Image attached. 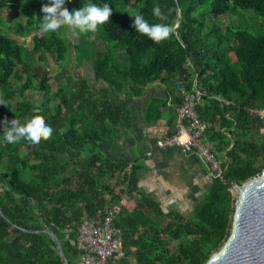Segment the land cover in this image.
Here are the masks:
<instances>
[{
    "label": "trees",
    "instance_id": "1",
    "mask_svg": "<svg viewBox=\"0 0 264 264\" xmlns=\"http://www.w3.org/2000/svg\"><path fill=\"white\" fill-rule=\"evenodd\" d=\"M86 2L68 0L64 9ZM107 2L112 12L99 28L101 43L89 33L90 73L67 74L54 90L50 80L63 74L52 75L46 57L63 60L65 38L34 34L27 48L5 32L40 31L41 9L50 5L47 0H0V97L6 102L0 104V264H76L78 251L63 241L64 225L100 219L122 195L128 202L115 223L123 231L124 256L108 264H203L228 235L230 181L241 184L264 169L256 164L260 147L248 137L259 123L247 110L264 108V0ZM156 5L164 16L153 14ZM8 7L16 17L5 20ZM137 10L150 23L171 24L175 31L154 42L136 31L131 12ZM169 80L172 94L201 92L196 110L209 124L206 135L225 169V180L213 177L190 216L164 211L138 196L134 163L112 161L100 150L107 138L119 135L129 97ZM175 101L179 105L181 96ZM161 102L150 101L148 116H160L166 107ZM35 117L53 126L49 139L35 147L4 139L5 119L23 123ZM129 164V174L122 177Z\"/></svg>",
    "mask_w": 264,
    "mask_h": 264
},
{
    "label": "crops",
    "instance_id": "2",
    "mask_svg": "<svg viewBox=\"0 0 264 264\" xmlns=\"http://www.w3.org/2000/svg\"><path fill=\"white\" fill-rule=\"evenodd\" d=\"M173 86L171 80L157 81L148 85L142 95L130 96L128 117L122 122L119 135L107 138L100 150L112 161L134 163L138 196L153 200L164 211L190 216L204 199L213 175L196 154L185 153L178 147L160 149L155 145L157 138L175 128V98L181 94L180 91L172 94ZM155 99L165 102L166 107L158 118H151L146 109ZM248 137L260 147L256 164L264 166L263 139L258 125Z\"/></svg>",
    "mask_w": 264,
    "mask_h": 264
},
{
    "label": "built area",
    "instance_id": "3",
    "mask_svg": "<svg viewBox=\"0 0 264 264\" xmlns=\"http://www.w3.org/2000/svg\"><path fill=\"white\" fill-rule=\"evenodd\" d=\"M181 102L175 109V128L170 134L156 139V147L167 149L178 147L185 153L199 156L208 166L213 177H222V157L215 144L206 135L209 124L200 119L196 106L201 101V92L197 88L180 91ZM249 116L259 123L264 144V108L249 107ZM148 154H151L148 152ZM129 164L123 174H129ZM127 196L110 202L100 219L82 218L71 220L62 229L63 241L78 251L76 264H108L110 260L124 256L123 231L115 221L117 215L127 205Z\"/></svg>",
    "mask_w": 264,
    "mask_h": 264
},
{
    "label": "clouds",
    "instance_id": "4",
    "mask_svg": "<svg viewBox=\"0 0 264 264\" xmlns=\"http://www.w3.org/2000/svg\"><path fill=\"white\" fill-rule=\"evenodd\" d=\"M66 3L68 0H47V4L50 6L41 9L43 19L40 31L43 34L57 33L64 27L85 34L96 32L100 26L109 21L112 12L107 0H104L102 4L88 0L82 6L71 10L64 9ZM131 14L135 16L133 24L136 31L147 35L154 42L159 43L167 40L175 31L171 24L150 23L139 10L131 12ZM153 14L157 17L165 15L158 5L153 8ZM5 103L4 99L0 97V104ZM5 123L9 127L4 132V139L11 145L23 142L35 147L42 140L49 139L54 132L53 126L40 117L26 120L23 123L17 118L12 119L11 122L5 119L3 124Z\"/></svg>",
    "mask_w": 264,
    "mask_h": 264
},
{
    "label": "water",
    "instance_id": "5",
    "mask_svg": "<svg viewBox=\"0 0 264 264\" xmlns=\"http://www.w3.org/2000/svg\"><path fill=\"white\" fill-rule=\"evenodd\" d=\"M221 178L225 180V169ZM230 190L228 235L203 264H264V169L241 184L230 181Z\"/></svg>",
    "mask_w": 264,
    "mask_h": 264
},
{
    "label": "rangeland",
    "instance_id": "6",
    "mask_svg": "<svg viewBox=\"0 0 264 264\" xmlns=\"http://www.w3.org/2000/svg\"><path fill=\"white\" fill-rule=\"evenodd\" d=\"M4 19H13L16 16L12 12V10L8 7L5 8L3 11ZM252 14V15H251ZM251 16L255 17L254 13H250ZM234 18V17H233ZM256 20V18H254ZM237 22V21H236ZM252 20L248 21V24H252ZM244 25H246V22H243ZM6 34L12 38H14L17 43L22 44L26 46L27 48L32 47V36L34 34L41 35L43 34L41 31H27L22 36H15L13 33L9 31H5ZM62 37L65 38L66 44H67V52L64 56L63 60L56 61L55 56L53 55H47L46 62L49 65L50 72L52 75L54 74H63L62 77L59 80L51 79L50 83L52 85V88L55 90L59 84L64 82L65 77L68 75L70 76H76L78 74V71L89 74L90 73V57L92 56L93 46L90 43V34L89 33H79L78 31L72 30L68 27L61 28L59 32ZM93 37V42L98 40L99 36V29L96 32H92L91 34ZM79 50L76 48V46H80ZM98 45L101 43L100 41H97ZM79 61H83L80 62ZM66 71L65 72L63 71ZM64 72V73H63ZM29 92H27L28 94ZM25 149V148H24ZM171 246H173V242L171 243ZM77 261V260H76Z\"/></svg>",
    "mask_w": 264,
    "mask_h": 264
}]
</instances>
